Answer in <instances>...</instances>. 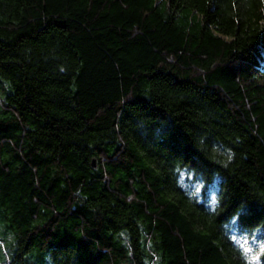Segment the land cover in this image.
<instances>
[{
    "label": "trees",
    "instance_id": "obj_1",
    "mask_svg": "<svg viewBox=\"0 0 264 264\" xmlns=\"http://www.w3.org/2000/svg\"><path fill=\"white\" fill-rule=\"evenodd\" d=\"M231 229L264 232V0H0V264H249Z\"/></svg>",
    "mask_w": 264,
    "mask_h": 264
},
{
    "label": "rangeland",
    "instance_id": "obj_2",
    "mask_svg": "<svg viewBox=\"0 0 264 264\" xmlns=\"http://www.w3.org/2000/svg\"><path fill=\"white\" fill-rule=\"evenodd\" d=\"M182 188L197 199L200 196L201 184L193 181L190 175L183 174L180 178ZM215 202L214 191L209 192L208 203L212 206ZM233 242L240 248L249 264H264L262 256L264 254V232H254L247 236L238 234L235 229H231Z\"/></svg>",
    "mask_w": 264,
    "mask_h": 264
}]
</instances>
